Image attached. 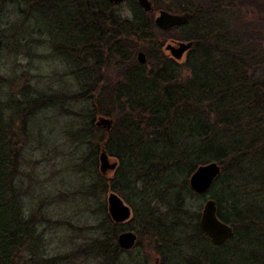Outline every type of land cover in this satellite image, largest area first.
I'll use <instances>...</instances> for the list:
<instances>
[{
	"label": "rangeland",
	"instance_id": "1",
	"mask_svg": "<svg viewBox=\"0 0 264 264\" xmlns=\"http://www.w3.org/2000/svg\"><path fill=\"white\" fill-rule=\"evenodd\" d=\"M149 1L155 10L150 13L153 24L161 10L171 14L189 13L194 10L196 1L201 4L208 2ZM138 5V0H128L108 10L124 20L134 21L139 12ZM35 18L42 21L41 16L35 17L34 12L21 5L7 4L0 12V101L4 106L2 119L8 132V140L11 141L9 152L16 155L13 157L14 167L11 172L8 173V169L5 171V181L11 186L9 193L14 196V202L21 207L26 217L35 221L33 226L41 240L42 255L33 257L24 252L21 255L22 262L41 264L37 261L49 260L53 264H204L199 259L204 260L201 253L206 252L221 253L228 264H263L264 238L259 237L257 242L253 238L251 243H241L236 239L231 246L233 253L227 255L224 250L216 248L199 234L197 224L203 207L207 200H215L216 186L211 192L201 195L188 183L192 176L187 177L185 173L177 171L171 173L173 175L168 181L166 177L163 180V177L157 178L155 174H151L152 170L150 172L146 169L139 176H134V188L130 193L113 191L110 183L115 178L114 171L105 174L101 171L100 147L103 140L108 139L106 134L115 129L118 121L130 109L123 103L126 106L123 111L118 110L116 105L111 106L112 111H105L102 108L104 102L100 101L102 109L96 110L98 116L94 113L93 101L79 96L81 93L85 94L86 89L92 90L94 95L95 86L98 90L108 84L114 87L125 83L126 79L123 80V77L131 68L125 67L123 63L121 67L117 63L119 61L108 53L100 55L98 66L87 55L77 63L79 56L71 57L65 53L48 36L52 35L50 32H46L42 38L37 33H32L33 30H39L38 26L44 29L46 27L45 23L37 25ZM66 26L70 27L69 24ZM53 27L54 25L50 28ZM151 27L156 36L154 51L150 49L151 46L144 44L147 42L135 43L139 47L134 53L126 51L130 62L133 60L139 65V54L145 55V66L140 70L143 84L148 85L154 81L158 71L152 72V67L160 65L164 60L166 63L162 65L177 69L175 76L178 77L180 86L185 82L187 84V81L195 77L194 71L197 72L203 66L205 57L199 59L198 65L197 61L193 66L190 63L183 65L172 59L166 46L173 41L185 44L191 42L196 35L194 26L190 24L184 29L166 32L156 25ZM16 32L17 36L23 33L29 38L24 35L19 42L15 41L16 45L5 48L6 39L13 40L12 34ZM249 41L246 40L245 45L253 40ZM259 43L257 49H264V42ZM39 44L41 45L38 46ZM205 48L201 45L193 49L188 61L193 60L196 55H203ZM27 52L32 53L33 57L26 56ZM86 70H90L91 75L86 76ZM132 73L137 74V69ZM163 85L159 84V92ZM24 95L29 96L37 105H31L25 111L23 121L17 104L23 102ZM203 108L210 109L206 104ZM102 118L109 121L107 126L98 125ZM213 120L211 118L210 122L213 123ZM93 122L98 129L95 133L88 132L87 138H81L85 136L84 128L87 130V126ZM240 124L244 125L246 121L240 120ZM260 156V152L255 153L256 159ZM110 162L113 163L114 159L110 158ZM260 163L262 162L256 161L250 165L251 175L242 177L241 184L243 191L247 192H243L244 206L258 208L260 219L263 220L264 174H258L262 168ZM155 169L157 168L153 172ZM257 174L256 178L254 175ZM102 179L106 181L102 182ZM112 193L117 194L131 209V217L124 224L115 223L109 214V197ZM229 193L226 196L228 202L231 201ZM243 193L241 192L242 196ZM128 198L131 199V204L127 201ZM132 204L139 215L149 210L151 220L161 225L160 227L163 225L161 235L149 233L144 228L143 219L137 217ZM109 222L114 226L113 234L106 235L105 230L111 225ZM124 232L137 235L136 246L129 251L122 248V252L115 251L118 237ZM104 241L107 242L104 250L100 245L99 248H94L96 242Z\"/></svg>",
	"mask_w": 264,
	"mask_h": 264
},
{
	"label": "trees",
	"instance_id": "2",
	"mask_svg": "<svg viewBox=\"0 0 264 264\" xmlns=\"http://www.w3.org/2000/svg\"><path fill=\"white\" fill-rule=\"evenodd\" d=\"M7 4L25 6L35 13V17L41 16L42 21L37 18L34 21L37 25L45 23V29L38 26L39 30H33L32 33L42 38L46 32H50L52 35L48 36L65 53L71 57L79 56L77 63L87 55L98 66L100 55L108 53L119 61L117 63L121 67L125 64V67L131 68L123 77L125 83L114 87L108 84L98 90L95 86L94 95L92 90L86 89L85 94L79 96L93 101L96 115L97 109L112 111V105L118 106L121 111L126 106L130 109L110 134L105 133L108 139L103 140L101 147L98 146L100 152L105 151L117 162L113 172L115 178L110 183L113 191L130 193L134 188V176H139L146 169L152 170L151 174L157 178L163 177V180L166 177L168 180L173 175L171 173L180 171L191 177L199 168L215 163L220 166L221 173L201 195L217 187L214 199L218 218L234 229L232 239L216 248L228 255L233 253L231 246L236 239L241 243H251L253 238L255 242L259 237L264 238V219H260L258 208L244 206V193L247 192L243 191L241 184L242 177L251 175L250 165L256 161L264 163V49H257L260 44L256 42L259 37L255 33L247 31L246 40H253L255 44L252 41L243 50L228 53L221 45L217 52L205 46L203 66L198 68V73L194 71L195 77L187 84L185 82L180 86L175 76L177 69L162 65L166 63L164 60L152 67V72L158 71L154 81L144 85L140 70L144 69L145 64L139 65L133 60L130 62L126 52H136L139 47L136 44L140 42H147L144 44L151 46L152 51L155 48L156 36L151 27H155L153 17L139 5L134 21H129L110 13L108 9L114 5L109 0H0V12ZM12 35L13 40L6 39L5 48L16 45L26 34L17 36L16 32ZM204 41L207 43V40ZM26 56L33 57V54L27 52ZM188 64L193 66L192 61H188ZM134 69H137V74L132 73ZM86 71V76L91 75L90 70ZM160 83L164 84L161 92L158 91ZM105 96L110 98L105 99ZM23 98L17 108L21 110L24 121L25 111L37 103L29 96L24 95ZM100 101L104 102L102 108ZM205 104L210 109L203 108ZM3 107L0 101V264H24L22 253L27 252L33 257L42 255L41 240L33 226L35 221L26 217L21 207L14 202V196L9 193L11 186L5 181V171L8 169V173L11 172L16 155L9 152L11 141L8 140L2 119ZM211 118L214 119L213 123L210 122ZM240 120L246 121V124L241 125ZM96 129L93 122L87 126V130L84 128L85 136L81 138H87V133H95ZM89 144L93 145L91 142ZM257 152L261 154L258 159L255 157ZM262 163L258 172L260 175L264 174ZM154 168L157 169L153 172ZM258 174L254 176L257 178ZM228 192L231 203L226 198ZM241 192H244L243 196ZM127 201L131 204V199ZM227 205L229 208H226ZM134 211L137 217L143 219V226L149 233L162 234L163 225L160 227L151 220L149 210L141 215L135 208ZM262 214L264 217V212ZM109 224L106 235L113 234L114 226L111 222ZM197 230L210 242L199 224ZM99 245L104 250L107 242H96L94 248H99ZM117 250L122 252L118 243L115 247ZM204 253H201L204 260L200 258V263L228 264L221 253ZM37 263L53 264L49 260ZM25 264H31V261Z\"/></svg>",
	"mask_w": 264,
	"mask_h": 264
},
{
	"label": "water",
	"instance_id": "3",
	"mask_svg": "<svg viewBox=\"0 0 264 264\" xmlns=\"http://www.w3.org/2000/svg\"><path fill=\"white\" fill-rule=\"evenodd\" d=\"M114 5H120L126 0H109ZM140 7L146 12H153V4L149 0H138ZM191 20L190 14L176 15L167 11L161 10L155 18V25L160 30L166 32L176 27L182 26ZM192 43H180L179 47L175 48L168 46L167 50L171 51L175 59H180L183 54L189 51ZM138 60L141 64L146 61L145 55L140 53ZM109 121L101 119L98 125L107 126ZM100 168L105 174L108 171H115L117 162H110V157L105 151L100 154ZM221 173V168L213 163L208 166L199 168L191 177L190 185L194 191L199 194L204 193L211 186L214 179ZM218 207L215 200H207L203 207L202 214L199 221V226L203 233L209 238L210 243L215 247H220L228 243L234 236V229L231 225L222 222L218 218ZM109 214L112 220L117 224H124L131 217V209L125 202L117 195L112 193L109 197ZM137 243V235L133 232H124L118 237L119 246L126 251L133 249Z\"/></svg>",
	"mask_w": 264,
	"mask_h": 264
},
{
	"label": "flooded vegetation",
	"instance_id": "4",
	"mask_svg": "<svg viewBox=\"0 0 264 264\" xmlns=\"http://www.w3.org/2000/svg\"><path fill=\"white\" fill-rule=\"evenodd\" d=\"M194 5L193 11L176 14H190L191 20L174 29H184L192 24L196 35L191 41V49L183 54L180 59H175L171 51L167 50V47L177 48L181 41H173L172 44L166 46V51L170 52L174 61L183 65L188 64L189 53L201 45L208 46L211 50H217V52L221 45L228 53L230 51L243 50L248 30L251 33L253 31L256 32L257 38L259 37V40L256 41L257 43L262 41V36L264 35V0H208L207 4H201L196 1ZM204 40H207V43ZM253 44H255V41H253ZM202 57L204 56L196 55L191 60L193 65L195 61H197L198 65L200 63L199 59Z\"/></svg>",
	"mask_w": 264,
	"mask_h": 264
}]
</instances>
